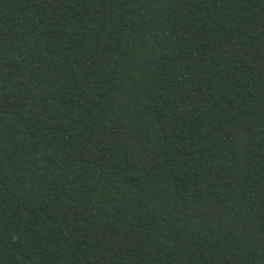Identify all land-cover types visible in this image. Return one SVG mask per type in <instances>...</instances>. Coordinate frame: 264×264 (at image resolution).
Instances as JSON below:
<instances>
[{
    "label": "trees",
    "instance_id": "1",
    "mask_svg": "<svg viewBox=\"0 0 264 264\" xmlns=\"http://www.w3.org/2000/svg\"><path fill=\"white\" fill-rule=\"evenodd\" d=\"M0 264H264V0H0Z\"/></svg>",
    "mask_w": 264,
    "mask_h": 264
}]
</instances>
